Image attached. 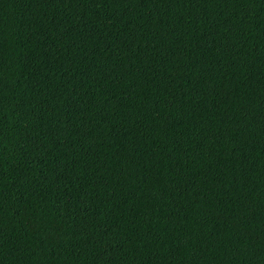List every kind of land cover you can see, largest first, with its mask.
<instances>
[{
  "label": "trees",
  "instance_id": "16d2710c",
  "mask_svg": "<svg viewBox=\"0 0 264 264\" xmlns=\"http://www.w3.org/2000/svg\"><path fill=\"white\" fill-rule=\"evenodd\" d=\"M0 264H264V0H0Z\"/></svg>",
  "mask_w": 264,
  "mask_h": 264
}]
</instances>
